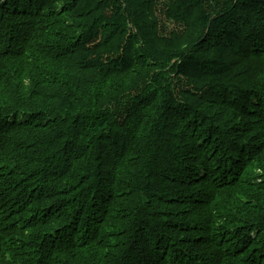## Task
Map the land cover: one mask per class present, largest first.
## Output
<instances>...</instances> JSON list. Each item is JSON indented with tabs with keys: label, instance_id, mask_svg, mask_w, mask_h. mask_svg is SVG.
<instances>
[{
	"label": "trees",
	"instance_id": "obj_1",
	"mask_svg": "<svg viewBox=\"0 0 264 264\" xmlns=\"http://www.w3.org/2000/svg\"><path fill=\"white\" fill-rule=\"evenodd\" d=\"M0 264H264V0H0Z\"/></svg>",
	"mask_w": 264,
	"mask_h": 264
},
{
	"label": "bare ground",
	"instance_id": "obj_2",
	"mask_svg": "<svg viewBox=\"0 0 264 264\" xmlns=\"http://www.w3.org/2000/svg\"><path fill=\"white\" fill-rule=\"evenodd\" d=\"M191 26V25H190ZM189 27V26H188ZM143 61V60H142ZM220 99V98H219ZM241 110V109H240ZM244 111V110H243ZM257 114V113H256ZM190 115V114H189ZM186 117V116H185ZM190 117H191V115H190ZM189 117V118H190ZM189 118H187V119H189ZM175 178V177H174ZM176 180H177V178H176ZM181 181V180H180ZM182 182V181H181ZM31 199V198H30ZM33 200V199H32ZM188 203H189V201H188ZM263 231V230H262ZM256 242V241H255Z\"/></svg>",
	"mask_w": 264,
	"mask_h": 264
}]
</instances>
